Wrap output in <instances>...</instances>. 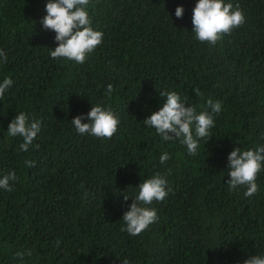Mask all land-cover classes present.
Returning <instances> with one entry per match:
<instances>
[{
  "label": "trees",
  "instance_id": "1",
  "mask_svg": "<svg viewBox=\"0 0 264 264\" xmlns=\"http://www.w3.org/2000/svg\"><path fill=\"white\" fill-rule=\"evenodd\" d=\"M196 2L89 0L103 40L79 64L50 56L57 45L40 23L46 0H0V82L13 81L0 99V177H17L11 192L0 189V264H243L264 255V166L252 197L226 183L235 147L264 146V0H225L245 22L214 46L192 31ZM161 91H175L197 113H211L209 98L221 102L196 155L144 125L163 106ZM97 104L119 119L111 139L71 124L77 115L87 123ZM20 112L41 122L26 152L21 137L7 134ZM162 153L170 156L164 164ZM157 172L168 190L149 205L158 220L136 236L122 231L137 185ZM28 250L23 261L15 255Z\"/></svg>",
  "mask_w": 264,
  "mask_h": 264
},
{
  "label": "clouds",
  "instance_id": "2",
  "mask_svg": "<svg viewBox=\"0 0 264 264\" xmlns=\"http://www.w3.org/2000/svg\"><path fill=\"white\" fill-rule=\"evenodd\" d=\"M89 0H46V15L40 23L44 30L55 33L54 39L56 47L51 50L50 56L53 59L66 58L83 64L87 56L92 53L97 46L102 43L103 33L91 27V19L87 11ZM184 8L177 6L175 16L183 18ZM245 22V16L239 5L225 3V0H197L192 9V31L200 42H207L215 45L225 34H230L234 28H238ZM0 58L7 62V56L0 49ZM13 84L10 77H5L0 82V99L4 97L7 89ZM113 86L107 85L106 94L111 95ZM196 95H202L198 90H194ZM161 97L166 98L163 106L152 112L143 120L144 125L154 128L156 133L164 141L173 138L180 139V142L187 148L189 155H196L199 148V140L209 136V130L214 127L215 121L213 113L221 111V102L211 98L207 100V105L211 108V113L201 111L197 113L196 108L189 106L175 91H161ZM87 123H83L84 115H77L71 121L76 131L81 134H90L97 138L111 139L117 132L119 124L118 117L111 108H105L97 104L91 106L86 114ZM194 126V132H193ZM41 128V122L31 120L29 116L20 112L7 126L9 137H21L23 142L19 145L21 151H27L32 145ZM160 163L164 164L170 156L162 153ZM228 176L226 183L229 190L233 191L240 186H246L245 197H252L259 190L256 183L257 175L264 166V146L252 150L241 151L235 147L227 156ZM26 167H34L35 161L26 160ZM14 171H10L0 177V189L11 192L13 187L10 181H16ZM167 179L165 175L157 172L151 178L145 179L137 185L138 195L128 210L122 215L125 226L121 229L130 235H139L151 224L158 220L155 208L149 207L152 202L162 201L167 195ZM129 198L124 197L127 201ZM59 246V241H57ZM31 255V251L17 252L16 257L23 261L25 255ZM122 264H129L125 259ZM243 264H264V255H255L246 259Z\"/></svg>",
  "mask_w": 264,
  "mask_h": 264
}]
</instances>
